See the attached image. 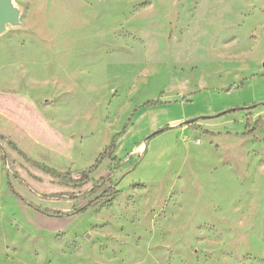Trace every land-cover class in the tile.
Segmentation results:
<instances>
[{
    "label": "rangeland",
    "instance_id": "1",
    "mask_svg": "<svg viewBox=\"0 0 264 264\" xmlns=\"http://www.w3.org/2000/svg\"><path fill=\"white\" fill-rule=\"evenodd\" d=\"M13 1L0 264H264V0Z\"/></svg>",
    "mask_w": 264,
    "mask_h": 264
},
{
    "label": "trees",
    "instance_id": "2",
    "mask_svg": "<svg viewBox=\"0 0 264 264\" xmlns=\"http://www.w3.org/2000/svg\"><path fill=\"white\" fill-rule=\"evenodd\" d=\"M264 124V119H259L257 121V125ZM0 137L2 139H7L4 135L0 134ZM11 145H15L13 142H10ZM114 155V141L111 143V145L99 156L96 163L91 166L88 170H85L80 173L79 177H75L73 173L71 172H60L56 170L55 168L49 167L43 163H40L36 160L28 158L26 155L25 159L31 162L34 166L42 169L45 173H47L49 176L59 179L63 183H70V182H77L79 184H86L90 179L93 172H95L101 162L108 157H112ZM111 180V176L104 177L100 181L96 182L93 186V188L90 190V193L95 195V197L89 202L88 205L80 208L75 213H82L88 210L89 208H95L96 206L100 205L101 203L109 200L110 198L114 197L118 194L119 188L114 185L110 184L109 186L105 187V185ZM105 187V188H104ZM42 212L44 214H52L54 213L57 216H62V213L59 211L55 212V210L50 208H41Z\"/></svg>",
    "mask_w": 264,
    "mask_h": 264
},
{
    "label": "crops",
    "instance_id": "3",
    "mask_svg": "<svg viewBox=\"0 0 264 264\" xmlns=\"http://www.w3.org/2000/svg\"><path fill=\"white\" fill-rule=\"evenodd\" d=\"M0 40V105L4 100L11 99L14 102L21 101L24 103L25 92L10 93V91L16 89H24L26 80V70L39 69L38 65L25 64V60L22 54L21 61H19V55L15 49L2 47ZM6 113L5 109H0V116ZM4 116V115H3Z\"/></svg>",
    "mask_w": 264,
    "mask_h": 264
},
{
    "label": "water",
    "instance_id": "4",
    "mask_svg": "<svg viewBox=\"0 0 264 264\" xmlns=\"http://www.w3.org/2000/svg\"><path fill=\"white\" fill-rule=\"evenodd\" d=\"M21 11L15 6L13 0H0V36L6 32L9 25L17 27L21 25ZM191 121H186L183 124H189Z\"/></svg>",
    "mask_w": 264,
    "mask_h": 264
}]
</instances>
